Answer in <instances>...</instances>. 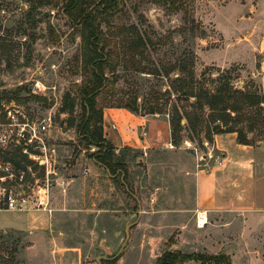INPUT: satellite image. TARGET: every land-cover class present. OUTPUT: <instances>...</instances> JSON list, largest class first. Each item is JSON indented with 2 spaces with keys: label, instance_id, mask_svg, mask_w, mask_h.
<instances>
[{
  "label": "rangeland",
  "instance_id": "obj_1",
  "mask_svg": "<svg viewBox=\"0 0 264 264\" xmlns=\"http://www.w3.org/2000/svg\"><path fill=\"white\" fill-rule=\"evenodd\" d=\"M250 1L118 0V12L99 13L103 31L107 25L138 26L150 45L135 61L140 70L153 75L117 64L113 73L108 72L115 85L96 98V112L121 109L111 107L137 98L139 106L163 105L162 114L148 116L168 119L176 102L164 92L171 90L175 78L189 72L201 83L204 80L209 89L215 85L208 78L221 74L233 89L260 95L257 83L248 79L243 67L217 65L223 38L216 24L223 21L222 12H232L229 4L239 7ZM41 2L47 4L38 6ZM99 2L92 0L93 6ZM63 4L62 0H0V98L4 100L0 102V122H5L6 109L18 111L21 120L29 122L51 119L45 133L48 168L39 169L40 163L29 156L30 165L16 159L24 170L14 168L9 160L17 146L1 141L5 128H0V209L7 208L11 197L21 210H43L38 202L45 197L48 178L45 210L52 213V228L46 234L0 230V264H97L98 257L111 259L118 254L130 224L133 226L123 251L101 264H157L164 254H189L192 244L179 245V230L167 226L182 221L183 213L179 212L182 216L177 220L175 212L192 206L194 173L208 169L217 159L212 142L205 139L202 112L195 111L200 119L195 131L180 132L172 148L151 151L147 156L127 153L123 168L126 192L120 183L121 174L116 172L111 178L89 158L97 150H86L77 139L76 127L82 120L77 86L87 80L88 73L79 57V32L64 16ZM183 65L185 71L183 67L177 69ZM36 85L40 91H35ZM30 95L44 98L46 104ZM192 103L182 101L177 106L193 112L189 107ZM141 116H145L143 112ZM109 124L101 122L107 140L117 132L111 120ZM237 127L246 132L252 145L264 143L262 123H256L251 133L246 131L247 122ZM113 148L117 156L126 154L124 149ZM4 165L10 167L7 172L2 169ZM132 195L140 201V216ZM188 213V223L197 228L195 213ZM10 214L0 213V224L7 223ZM198 247L196 254L204 255L202 244Z\"/></svg>",
  "mask_w": 264,
  "mask_h": 264
},
{
  "label": "crops",
  "instance_id": "obj_2",
  "mask_svg": "<svg viewBox=\"0 0 264 264\" xmlns=\"http://www.w3.org/2000/svg\"><path fill=\"white\" fill-rule=\"evenodd\" d=\"M229 5L232 12H222L223 21L216 24L223 38L217 65L243 67L248 79L254 80L264 94V0L239 7ZM110 120L117 132L108 141L115 148L129 149L140 156L170 149L166 118L105 109L102 121L110 125ZM212 144L217 159L208 169L194 173L192 206L175 212L177 220L182 216L179 212L183 213L182 221L167 227L179 230V245L192 244L189 254H196L202 244V254L224 255L230 264H264V143L241 145L235 133H227L214 135ZM189 211L206 212V224L202 228L191 226ZM3 212L11 216L7 223L0 224L2 231L46 234L52 228V213L48 210L0 209Z\"/></svg>",
  "mask_w": 264,
  "mask_h": 264
},
{
  "label": "trees",
  "instance_id": "obj_3",
  "mask_svg": "<svg viewBox=\"0 0 264 264\" xmlns=\"http://www.w3.org/2000/svg\"><path fill=\"white\" fill-rule=\"evenodd\" d=\"M62 1L64 2L62 8L64 16L72 27L79 32V57L88 73L87 80L77 86V96L80 98L82 109V120L76 127L77 139L86 150H97L89 154V158L104 169L111 178H115L116 172L126 174L123 169L126 162L125 156L127 153L129 155L131 150L124 149L126 151L124 156L114 154L115 149L103 136L101 127L102 112H96L95 100L115 85V80L109 77L108 72L113 73L115 66L119 63L126 64L128 70L153 75L151 72L146 73L140 70L138 63L135 61L137 57H142L144 52L148 50L150 42L145 39L136 25H107V29L102 30L98 14L118 12V0H100L97 6H93L92 0ZM46 4L41 2L38 6ZM180 67H183L182 70L184 71L187 68H184L183 65L177 66V69H181ZM208 79L210 83L215 85L212 89L205 86L204 80L201 83L199 79L197 80L194 77L193 72H189L185 77L175 78L171 84V90L164 92L167 98L174 96L176 102V105H173L167 114L170 125V143L175 144L179 139L178 134L182 131L190 128L195 131V127L200 120L195 111H200L202 112L203 132L206 141L212 142L214 135L235 133L238 144L251 146L252 144L248 141L246 132L237 126L247 122L246 131L251 133L256 123L264 125V107L262 106L264 105V94L258 95L235 90L229 84L228 79L221 74L217 78L209 77ZM30 98L38 99L46 104L44 98H38L34 95H30ZM156 100H159V96ZM190 100L194 101L189 105L193 112L187 111L184 106H177L179 102L188 103ZM2 101H4L3 98H0V102ZM73 104L74 100L70 105L71 109ZM163 107L157 102L154 105L139 106L137 98H134L122 106L117 105L111 108H123L136 115H141V112H143L144 115L148 116L162 114ZM65 109L66 104L63 106L62 111L64 112ZM183 121H185V125L182 124ZM29 152L34 153L30 150ZM27 158V155L22 154V148L17 146V150L11 155L9 161L14 168L20 171L24 168L19 165L20 162L16 159L30 165L32 162ZM40 168L42 169V166H39ZM123 181L126 183L124 179ZM120 183L124 187L121 181ZM126 186H128L127 183ZM190 261L200 264H211L213 262L230 264L229 259L224 255L201 256L200 254L181 253L164 254L159 258L157 264H185Z\"/></svg>",
  "mask_w": 264,
  "mask_h": 264
},
{
  "label": "built area",
  "instance_id": "obj_4",
  "mask_svg": "<svg viewBox=\"0 0 264 264\" xmlns=\"http://www.w3.org/2000/svg\"><path fill=\"white\" fill-rule=\"evenodd\" d=\"M35 91H40L38 85L35 86ZM34 93V92H33ZM5 122H0V128H5V136L1 138V141L6 145H14L22 148V153L35 159L40 166L47 167L50 164L47 152V145L45 140V133L50 125L51 119L46 118L39 123L29 122L28 120H21L20 114L16 110L6 109ZM169 148H172V144H168ZM32 150L35 154L29 152ZM50 151V150H49ZM36 155V158H35ZM9 165L3 166V171L9 170ZM49 175V172L48 174ZM44 198L38 202V206L43 210L48 206V194H49V180L46 178V184L44 187ZM7 210H21V205L18 206L15 200L11 197L7 199ZM207 221L206 212H195V225L197 228H202Z\"/></svg>",
  "mask_w": 264,
  "mask_h": 264
},
{
  "label": "water",
  "instance_id": "obj_5",
  "mask_svg": "<svg viewBox=\"0 0 264 264\" xmlns=\"http://www.w3.org/2000/svg\"><path fill=\"white\" fill-rule=\"evenodd\" d=\"M183 123H184V122H183ZM120 181L124 184V187H125L126 192L129 193L128 187L126 186V184H125L124 181H123V174H121ZM132 197L136 200V202H137V204H138V208H139L138 215L140 216V215H141V212H142V211H141V207H140V201L137 199L136 196L132 195ZM136 223H137V221H136L134 224H136ZM132 226H133V224H130V225L126 226L125 231H124V232H125V240H124V242H123V244H122V246H121V248H120L118 254H117L116 256H114L113 258H111V259H106V258L103 257V256L98 257V258L96 259V263H97V264H101V261H103V260H113V259H116V258L120 255V253L123 251L124 247L126 246V243H127L128 239H129V230H130V228H131Z\"/></svg>",
  "mask_w": 264,
  "mask_h": 264
}]
</instances>
